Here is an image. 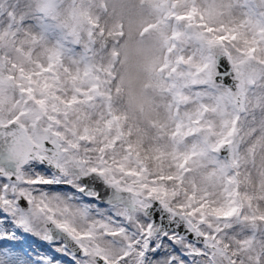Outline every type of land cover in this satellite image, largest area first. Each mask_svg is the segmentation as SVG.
<instances>
[{"label":"snow or ice","instance_id":"obj_1","mask_svg":"<svg viewBox=\"0 0 264 264\" xmlns=\"http://www.w3.org/2000/svg\"><path fill=\"white\" fill-rule=\"evenodd\" d=\"M0 264H264V0H0Z\"/></svg>","mask_w":264,"mask_h":264},{"label":"rangeland","instance_id":"obj_2","mask_svg":"<svg viewBox=\"0 0 264 264\" xmlns=\"http://www.w3.org/2000/svg\"><path fill=\"white\" fill-rule=\"evenodd\" d=\"M30 243H31V241H30Z\"/></svg>","mask_w":264,"mask_h":264}]
</instances>
